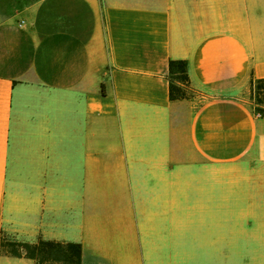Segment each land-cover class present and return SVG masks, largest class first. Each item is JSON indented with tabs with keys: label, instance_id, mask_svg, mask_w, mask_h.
Returning <instances> with one entry per match:
<instances>
[{
	"label": "crops",
	"instance_id": "0c3cea01",
	"mask_svg": "<svg viewBox=\"0 0 264 264\" xmlns=\"http://www.w3.org/2000/svg\"><path fill=\"white\" fill-rule=\"evenodd\" d=\"M261 79L264 0H0V264H264Z\"/></svg>",
	"mask_w": 264,
	"mask_h": 264
},
{
	"label": "trees",
	"instance_id": "16d2710c",
	"mask_svg": "<svg viewBox=\"0 0 264 264\" xmlns=\"http://www.w3.org/2000/svg\"><path fill=\"white\" fill-rule=\"evenodd\" d=\"M170 99L179 101L187 99L190 87L189 64L187 61H170L169 63ZM252 97L259 106L255 113L264 118V79L253 81ZM3 235L1 246L9 256L37 260L38 264H82V246L74 243H57L41 240L37 244L9 241Z\"/></svg>",
	"mask_w": 264,
	"mask_h": 264
},
{
	"label": "rangeland",
	"instance_id": "374dc122",
	"mask_svg": "<svg viewBox=\"0 0 264 264\" xmlns=\"http://www.w3.org/2000/svg\"><path fill=\"white\" fill-rule=\"evenodd\" d=\"M248 102H249V105H250L251 109H252L254 112L256 111V109L259 108V106H258V104H257V101L252 97V94H251V93H250V96H249V100H248ZM263 107H264V103H263ZM6 238L9 239V241H13V240H14L11 236L6 237Z\"/></svg>",
	"mask_w": 264,
	"mask_h": 264
}]
</instances>
